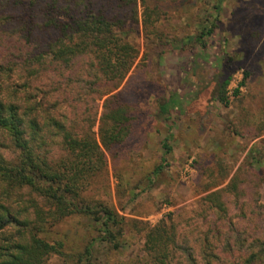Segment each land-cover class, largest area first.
I'll return each mask as SVG.
<instances>
[{"label": "rangeland", "instance_id": "374dc122", "mask_svg": "<svg viewBox=\"0 0 264 264\" xmlns=\"http://www.w3.org/2000/svg\"><path fill=\"white\" fill-rule=\"evenodd\" d=\"M218 1L101 0L121 18L123 37L140 54L118 88L95 102L91 93L93 107L76 105L79 135L91 133L105 156L103 165L95 159L85 164L80 197L122 215L124 235L114 248L100 240L92 220L68 216L41 234L62 251L47 255L44 264L149 262L147 231L166 218L181 221L184 229L192 223V232L185 230L196 249L204 220H216L221 238L232 237L231 247L221 248L234 254L226 264H243V254L253 249L252 234L264 238V0H220L217 28L202 47L194 38L212 22ZM227 79L229 105L218 98ZM117 108L127 117L126 129L106 147L102 136L113 122L103 116ZM94 113L93 121L83 119ZM255 145L260 150L251 153ZM56 156L59 165L66 161L61 149ZM258 156L262 165L255 163ZM212 193L222 206L205 211ZM201 210L205 216L199 218ZM95 238L100 241L88 260L85 250Z\"/></svg>", "mask_w": 264, "mask_h": 264}, {"label": "trees", "instance_id": "16d2710c", "mask_svg": "<svg viewBox=\"0 0 264 264\" xmlns=\"http://www.w3.org/2000/svg\"><path fill=\"white\" fill-rule=\"evenodd\" d=\"M104 1L113 5L137 2ZM100 2L0 0V264H44L47 255L61 253L41 234L73 215L92 220L102 242L114 248L122 244L119 237L124 235L125 218L106 204L91 206L80 197L85 164L95 159L97 166L103 165L105 156L91 133L83 139L79 135L76 105L91 103V93H95V102L118 88L140 54L137 46L123 37L121 18L109 14ZM213 9L212 22L194 38L202 47L217 28L220 0ZM229 80L218 94L225 105L230 103L224 91ZM104 81L112 82L111 87L101 86ZM169 104L161 111L167 112ZM111 112L103 116L113 122L110 132L102 136L106 147L121 140L126 129L123 110ZM88 116L83 119L93 121L96 114ZM163 144L171 151L166 142ZM57 148L65 152L66 161L63 158L61 165L55 157ZM258 150L255 145L251 153ZM255 160L263 164V158ZM208 201L205 211L222 206L216 193L208 196ZM203 223V234L194 240L199 245L196 249L186 233L192 232V223L186 221L185 230L181 221L163 219L147 231L149 262L140 263L226 264L225 259L234 254L221 248L231 247L232 237L221 238L214 219ZM250 238L253 249L243 254V258L248 256L243 264H264V238L256 234ZM100 240L95 238L86 247L88 260Z\"/></svg>", "mask_w": 264, "mask_h": 264}]
</instances>
